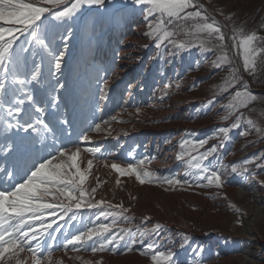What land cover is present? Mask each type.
Returning a JSON list of instances; mask_svg holds the SVG:
<instances>
[{"label": "rangeland", "instance_id": "obj_1", "mask_svg": "<svg viewBox=\"0 0 264 264\" xmlns=\"http://www.w3.org/2000/svg\"><path fill=\"white\" fill-rule=\"evenodd\" d=\"M200 1L221 18L228 36L233 34L234 28L246 33L255 32L261 38L258 44L264 46V0ZM72 2L68 0V6ZM63 7L61 5L54 11ZM144 7L133 5L130 0H105L103 6H82L70 20H53L46 24L47 39L57 51L63 48L62 36L69 26L72 29L63 72L58 74L66 85L59 92L63 101L60 112L72 124L66 131H62L63 126L57 121L53 124L55 128L60 127L55 146L68 149L79 146L82 168H87L89 159L93 161L85 187L89 192L96 189L94 201L104 200L129 209L127 212L115 209L122 215L117 217L113 232L105 235H123L121 228L131 229L132 235H126L124 240L109 246L115 251L92 253L90 247L85 250L82 245L77 246L79 251H72L71 246L65 249L63 245L71 235L86 231L101 221L110 223L112 220V217L107 220L101 217L97 221V209L82 208L75 220L67 221V217L60 219L57 215V224L61 226L60 231L54 233L57 239L50 240L47 234L39 237L43 254L47 256L51 246L53 264H84L86 261L93 264H152L153 251L146 246L153 243L155 250L175 253V264H264V131H256L257 127L264 129V96L254 94L256 90L264 91V86L253 84L249 77L254 79L259 75L264 78L263 63H258L255 72L249 74L243 70L238 50L232 48L238 62V66L235 61L232 66L240 69L241 84L246 83L257 99L227 120L221 119L227 115L223 106L227 104L229 94L221 93L217 88L227 75V67L213 65L219 53L206 51L196 43L177 49L164 41L157 47L158 42L145 35L154 17L146 18ZM201 11L211 17L204 6ZM222 30L225 32L223 27ZM35 51L38 53L34 58L36 62H40L41 56L45 57L41 83L45 80L54 84L55 78L49 76L46 53L39 48ZM232 52L230 49V57H233ZM24 55H28V67L31 68L33 57ZM98 76L108 82L104 100L100 99L99 88L103 81H98ZM36 84H30L28 90L33 92ZM169 84L171 87H165ZM50 91L48 84V89L40 90L44 94L41 98ZM47 110L50 114L47 120L53 121L55 110L51 107ZM236 117H240L239 126L232 128ZM5 118L12 120L0 109V167L12 170L15 164L19 173L16 179L19 180L25 166L24 158L19 154L5 153L4 146L8 143L18 145L23 140L31 157L44 154L36 150L43 149L45 144L47 151H52L53 139L49 137L43 143L33 144L24 139L28 133L20 132L14 137L12 130L5 131ZM249 120L255 126L249 124ZM102 121L115 125L111 134L117 135L105 136L102 131L108 129V125L102 124L101 132H89L91 143L78 139L89 124ZM118 128L123 129L121 137L128 135L131 138L123 142L119 150L120 144L117 143L121 140V130ZM130 128L131 132L128 131ZM220 128L229 129L226 140ZM152 134L156 140L153 139L148 146ZM183 140H207L199 152L217 146V151L202 163L221 174L222 187L208 185L206 180L195 175V170L185 163L187 157L185 160L176 159ZM95 142L102 148L100 152H88V148H96ZM111 143L116 145L113 147ZM130 159L133 161L129 162ZM141 160L153 174L152 183L140 184L135 176L121 175L111 168L113 163L127 167L129 163L139 164ZM233 166L237 167L235 173L232 172ZM244 168L248 171L245 172ZM168 179L187 183L169 185L165 182ZM0 181L8 182L3 173H0ZM243 186H246V194L240 197L238 190ZM255 213L259 214V219L247 233L245 228H249L248 223L254 219ZM156 225L161 227L153 232ZM145 229L149 234L141 238L139 233ZM253 237L259 239L255 241ZM243 242L252 251L253 262H243L244 250L236 249ZM92 243L88 241V245ZM223 244L227 247L220 250Z\"/></svg>", "mask_w": 264, "mask_h": 264}, {"label": "snow or ice", "instance_id": "obj_2", "mask_svg": "<svg viewBox=\"0 0 264 264\" xmlns=\"http://www.w3.org/2000/svg\"><path fill=\"white\" fill-rule=\"evenodd\" d=\"M130 2L133 5L146 6L143 9L146 18L154 17L145 35L153 37L158 42L157 47H160L164 41L173 44L177 49H185L196 43L206 51L219 53L213 65L216 68L227 67V75L217 88L221 93L229 94L228 102L223 106L227 115L221 119L227 120L240 109L248 108L257 99L248 90L246 83L241 84L240 69L232 66L234 58L229 55L231 48L237 49L242 57L243 70L249 74L254 73L257 64L264 63V46L258 44L261 38L255 32L246 33L243 29L234 28L233 34L226 36L221 25L205 11H201L203 5L198 4V0H130ZM104 3L105 0H73L68 6V0H0V109L6 112L7 117L12 118L11 121L5 118V131L16 129L28 133L29 136L24 139L30 140L33 144L43 143L49 137L53 139L52 151H47L48 146L45 144L43 149L36 150L37 153L43 151L44 154L31 157L23 140L18 145L8 143L3 148L7 154L22 156L25 166L19 180L16 179L19 173L15 164L12 170L8 167H0V173H3L8 180L7 183L0 181V185H3L0 186V264H53L51 246L45 256L39 237L47 234L48 239L55 241L57 237L54 233L61 229L56 221L57 215L60 219L67 217V221L75 220L82 208L97 209V221H100L101 217L104 220L112 217V220L110 223L101 221L88 227L86 231L71 235V239H67L63 245L65 249L71 246L72 251H79L80 248L77 246L82 245L85 250L90 247L92 253L115 251V248L110 249L109 246L118 240H124L126 235H132V230L125 228L120 229L123 235H105L113 232V228L118 223L117 217L122 215L115 209H122L123 212L129 209H124L122 205H112L104 200L94 201L93 194L96 189L92 188L89 192L85 187L93 161L89 159L87 168H82L79 146L74 149L56 147V128L52 121L44 118L48 114L47 108L51 107L55 110L52 113L54 120L63 126L62 131H66L72 124L71 120L60 112L63 101L59 92L66 85L58 76L63 72L72 29L69 26L66 34L62 36L63 48L57 51L47 39L46 24L53 20L62 22L70 20L84 5L103 6ZM61 5H64L61 10L54 11ZM21 37L24 39L22 40ZM229 41L231 44L228 43ZM37 48L46 53L49 76L55 78L54 84L49 81L51 91L40 99L28 90L30 84L41 82V67L45 57L41 56L40 62H36L34 58L38 55L35 51ZM24 54H31L33 57L31 68L28 67V55ZM98 81H103L99 94L100 99L104 100L107 98L108 82L102 76H98ZM176 87L178 88L179 84ZM233 89L234 91L230 92ZM136 111L139 113L140 109L137 108ZM111 119L116 120V117ZM239 120L240 117H236V122L231 127H238ZM248 123L253 124V121L249 120ZM102 124L108 125L109 121L89 124L78 139L81 142L91 143L89 132H101ZM219 131L226 140L229 129L220 128ZM256 131L261 132L264 129L257 127ZM205 144L207 140L181 141V151L176 159L185 160L187 157L185 163L190 169L195 170V175L206 180L208 185L220 188L223 186L221 174L216 170H210L202 163L217 151V146L213 145L206 151L199 152ZM87 151L95 154L100 152V149L88 148ZM144 165L145 161L141 160L139 164L129 163L127 167L113 163L111 168L121 175L135 176L140 184L152 183L153 174ZM244 171L247 172V168H244ZM232 172H237L236 166L232 167ZM188 174L190 173H186ZM165 182L169 185L187 183L178 179H168ZM49 218H51L50 222ZM124 219L128 218L124 217ZM160 227L156 225L152 231L155 232ZM139 234L143 238L149 233L145 229ZM88 241H92V245H88ZM135 242L133 240V243ZM140 242L143 243V240ZM146 247L153 251L152 264H175V253L155 250L156 245L153 243L147 244ZM181 247L184 245L181 244ZM84 264H93V262L86 261Z\"/></svg>", "mask_w": 264, "mask_h": 264}, {"label": "bare ground", "instance_id": "obj_3", "mask_svg": "<svg viewBox=\"0 0 264 264\" xmlns=\"http://www.w3.org/2000/svg\"><path fill=\"white\" fill-rule=\"evenodd\" d=\"M202 3V2H201ZM124 68V67H123ZM125 69V68H124ZM119 70V69H118ZM117 72H119V71H117ZM119 75V74H118ZM117 75V76H118ZM116 81V80H115ZM134 85V84H133ZM40 92V91H39ZM38 96V98L37 99H39V97L41 98V97H43L42 95H37ZM152 102V101H151ZM150 104V103H149ZM152 106V105H151ZM153 131V130H152ZM153 133V132H152ZM100 135V134H99ZM154 134H152L151 136H150V141L148 142V146L149 145H151V143H152V140L154 139V136H153ZM105 136H106V134H105ZM119 136V135H118ZM156 138V137H155ZM95 139V138H94ZM102 139V138H101ZM176 139V138H175ZM154 140H156V139H154ZM158 140V139H157ZM121 141V140H120ZM118 144V143H117ZM156 148V147H155ZM155 151H157V150H155ZM153 156V155H152ZM155 156V155H154ZM95 162V161H94ZM243 185V184H242ZM238 193H239V196L240 197H244V195L246 194V186H243L241 189H239L238 190ZM259 219V214L258 213H255V217H254V219L253 220H251L250 221V223H248L249 224V228L247 227V228H245V231L247 232V233H250L251 232V230H252V228H253V225L255 224V221L256 220H258ZM259 238L258 237H253L252 238V240H255V241H257ZM225 247H227V245L226 244H223L219 249L220 250H222V249H224ZM236 249H243L244 251V258H243V262H253V253H252V251L251 250H249V248H248V245L247 244H244V242L243 243H241V244H239L238 245V248H236Z\"/></svg>", "mask_w": 264, "mask_h": 264}, {"label": "crops", "instance_id": "obj_4", "mask_svg": "<svg viewBox=\"0 0 264 264\" xmlns=\"http://www.w3.org/2000/svg\"><path fill=\"white\" fill-rule=\"evenodd\" d=\"M32 67V66H31ZM47 83V81H43V83H37L36 84V86H35V89H34V91H33V93L35 94V96L37 95V94H41V92H39L41 89H43V90H46V89H48V84L49 83H47V85L45 86V84ZM43 94V93H42ZM116 129V126L115 125H108V129H105L104 131H102L104 134H106V135H117V134H111V131L112 130H115ZM118 129H120L121 131H120V136L119 137H121L122 136V131H123V129H121V128H118ZM129 129V128H128ZM127 131V130H126ZM129 132H131V128H130V130H128ZM110 133V134H109ZM128 139H131L130 138V136H124V137H121V141H120V143H118V144H120L119 146H118V150H119V148L121 147V145L123 144V142H125L126 140H128ZM132 141V140H131ZM96 143V142H95ZM98 143H96V145H95V147L96 148H99V149H102L100 146H98L97 145ZM112 144V143H111ZM100 145V144H99ZM116 144H112V146L114 147ZM101 146H103V145H101ZM92 148H94V147H92ZM94 157V156H93ZM95 158V157H94ZM133 160L132 159H130L129 160V162H132Z\"/></svg>", "mask_w": 264, "mask_h": 264}, {"label": "water", "instance_id": "obj_5", "mask_svg": "<svg viewBox=\"0 0 264 264\" xmlns=\"http://www.w3.org/2000/svg\"><path fill=\"white\" fill-rule=\"evenodd\" d=\"M198 2L201 3L200 0H198ZM201 4L206 8V11L209 13V15H210L212 18H214L216 21H218V22L222 25V27L224 28V30H225V32H226V36H228V29H227V27L223 24L221 18L218 17L217 15H215V14L209 9V7H207V5H205V4H203V3H201ZM232 51H233V50H232V48H231V52H232ZM232 55H233V52H232ZM233 58H234V61H235L236 65L238 66L237 59H236V57H235L234 55H233Z\"/></svg>", "mask_w": 264, "mask_h": 264}, {"label": "trees", "instance_id": "obj_6", "mask_svg": "<svg viewBox=\"0 0 264 264\" xmlns=\"http://www.w3.org/2000/svg\"><path fill=\"white\" fill-rule=\"evenodd\" d=\"M262 71H263V74H264V63L262 64ZM250 78H251V81H252V83L253 84H259V85H261V86H264V78L263 77H260L259 75H257V76H255L254 77V79L251 77V76H249ZM254 94L255 95H257V96H264V91L262 90V91H258V90H256V91H254Z\"/></svg>", "mask_w": 264, "mask_h": 264}]
</instances>
